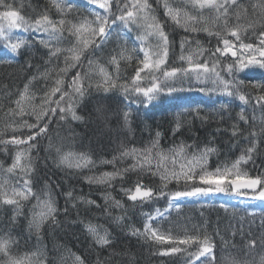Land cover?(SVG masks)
I'll return each instance as SVG.
<instances>
[{
  "label": "trees",
  "instance_id": "trees-1",
  "mask_svg": "<svg viewBox=\"0 0 264 264\" xmlns=\"http://www.w3.org/2000/svg\"><path fill=\"white\" fill-rule=\"evenodd\" d=\"M58 2L66 11H58L54 0H0V13L18 11L29 23L44 15L53 21H66L59 26L60 40H49L48 33L31 28L12 29L11 34L24 42L16 52L4 49L5 41L0 37V141H7L0 142V184L7 181L0 187V196L4 191L20 188L25 177L34 193L27 200L18 198L19 209L0 199V240L10 241L9 254L23 264H188L194 260L189 254L198 251L196 244L175 245L183 251L160 255V251L174 245L145 238L144 225L150 222L161 233L175 237L206 235L213 245V256L202 258L204 264H261L264 202L252 200L251 191L238 194L229 188V196H243L245 200L233 198L222 202L218 196H192L174 203V193L206 185L198 181H161L156 153L169 156L163 163L171 167L173 153L169 150L185 146V154L191 158L212 148L215 151L209 153L205 168L213 171L231 166L255 145L252 158L240 168L250 177L264 176V101L257 103V98L264 95V68L237 66L229 73L227 66L234 60L231 54L211 55L217 47L223 48V39L237 48L240 42L259 44V34L264 32V0H236L229 7L228 26H239L240 41L224 29V18L217 19L214 8H200L193 0H147L149 15L155 16L168 37L165 68H187L181 56L186 57L191 51L196 62L207 61L209 68L216 62L221 77L237 85L231 88L232 95L216 91L211 85L199 94L189 74L162 80L165 88L175 90L162 91L153 100L132 90L136 70L142 67L139 61L144 48L154 49V36L142 39L146 33L142 23L126 24L117 19L108 26L111 34L105 42L100 46L89 44L80 61L68 67L73 61L65 59L70 57L66 49L78 45L77 37L67 29L85 19L94 20L95 13H109L92 0ZM118 3L122 9L129 0H111L110 19L120 14ZM165 3L179 11V23L165 14ZM94 39L101 40L99 36ZM56 47L61 51L52 56ZM121 53L130 59L122 58ZM113 57L118 63L112 62ZM100 68L112 77L114 87H97L103 79ZM77 72L83 78V96L69 87ZM153 75L161 76L142 71L143 79L137 83L149 87ZM57 79L63 81L62 91L69 93L78 119H73L70 111L60 113L57 105L50 102L59 100L61 92L45 103L46 93L56 86ZM257 84L262 87H254ZM26 85L30 99L21 101L25 114L15 115ZM240 95L246 101H241ZM69 96L60 102L66 109ZM41 107L56 108V113L49 112L37 122L33 113ZM61 115L65 118L61 119ZM24 121L41 126L46 123L47 128L34 140L15 144L13 137L25 139L38 132V128H28ZM157 139L159 144L152 149L151 166L142 165L144 150ZM29 144L33 145L30 149ZM133 149L136 159L123 155ZM23 150H27V155L20 164L26 166L25 170L17 167L9 173L7 169L16 153ZM81 157L86 164L80 161ZM105 173L115 175L105 177ZM138 183L152 189L151 198H128V190L134 191ZM45 201H51L56 210L37 229L34 223L40 222L41 214L48 211ZM158 213L163 215L157 216ZM89 225L100 236H106L109 243H97ZM6 259L0 253V262Z\"/></svg>",
  "mask_w": 264,
  "mask_h": 264
},
{
  "label": "snow or ice",
  "instance_id": "snow-or-ice-1",
  "mask_svg": "<svg viewBox=\"0 0 264 264\" xmlns=\"http://www.w3.org/2000/svg\"><path fill=\"white\" fill-rule=\"evenodd\" d=\"M93 3L98 4L99 8L104 9L106 13L109 14H100L95 13L94 20H83L78 24H71V27L67 29V31L77 37V45L73 46L66 51L70 54L69 58L73 61V64L68 65V67H74L75 62L80 61L81 56L85 49L88 48L89 44H96V46H100L101 43L105 42L108 36L111 34V29L108 27L110 24H115L116 20L119 19L126 24H141L146 29L145 36L142 39H146L147 36H156L158 37L159 43L155 50H145L143 51V57L140 59L139 63L142 67L136 70V75L133 78V88L132 90L136 93H143L145 97L149 100L154 99L157 93L162 91L172 92L174 91V87H167L162 84L163 81L174 80L178 77L188 76L191 74L197 81H201L203 79H212V83L216 85H222L223 87L220 89L221 91L227 92L229 95H232L231 88L236 87L232 81L225 80L221 77L220 72L216 70V62H213V66L209 68L208 62L198 63L194 60V54L190 51L189 54L185 56H181L182 60H185L188 67H173V68H165L164 65L167 63V57L169 52V41L168 37L163 31L161 25L156 20L155 16L149 15L150 5L147 0H129V3H124L123 8L121 9L120 4H117V8L120 11L118 16L110 19V8H111V0H92ZM55 7L58 11L64 12L66 9L62 7V3L58 2V0H54ZM193 3L198 5L200 8L210 7L214 8L217 12V19L220 17L224 18L223 27L225 30L229 31L231 36L235 37L237 41H240V36L238 35L239 26L235 28H229L228 26V9L232 5L236 4V0H222V2H218V0H193ZM10 7V6H9ZM166 12L171 19L177 21L179 23V11L171 8L167 3L164 5ZM0 19L7 21V29L5 31V26L0 24V37H2L5 41V46L10 48L12 52L18 51L23 45L22 40L12 41V29H21L24 28L27 30L28 28L33 29L37 32L48 33L49 40H60L62 39V30L59 26L65 25L66 21L61 19L59 21L51 20L47 15L42 16L39 19H36L34 23H29L26 21L18 11L8 10L0 13ZM187 30V29H186ZM195 30V29H192ZM207 30V29H205ZM88 34L86 38L84 34ZM211 34V33H209ZM219 35V33H216ZM260 40L258 45H254L252 43H239V47L231 42L228 39H223V48L217 47L215 52H212L211 55L215 56L216 53H220L221 55H227L228 53L234 58L233 63L228 64L227 69L229 73H232L233 68H247L250 65H258L261 68H264V32L260 34ZM99 36L101 40L97 42L94 38ZM45 43V41H41ZM48 46V44H46ZM183 48V45H182ZM61 49L56 47L52 52V56H56ZM201 54L203 50H200ZM121 57L125 59H130V57L125 56L121 53ZM259 57L260 59H258ZM113 63H118L116 58H112ZM91 64V61H89ZM67 68L61 69V71H66ZM148 70L149 73H160V77H156L153 75V80L151 86L142 87L138 81H141L143 78L141 77V72ZM100 73L103 77L102 81L97 82V87L108 86L114 87L115 83L113 82L112 77L103 69L100 68ZM83 78L80 73L77 72L76 76L73 77L72 84L69 86L75 93L83 96L84 88L80 81ZM242 83V81L240 82ZM56 86L51 88V90L46 93L45 103L50 101V98L54 96L57 92H61L60 99L57 101H50L51 103H55L59 108L60 113H65L66 111H70L72 113L73 119H78L76 117L75 112L73 111V106L71 103V97L68 92L62 91L61 85L63 81L61 79H57L55 82ZM254 87L260 88L261 85H254ZM125 91H128V87L125 86ZM203 91V89H201ZM65 96H69V100L65 101L67 104V109L61 105V101L65 100ZM30 99L28 87L25 86L24 92L21 94V100L17 101V106L19 108V112L15 113V115L23 116L26 111V107L21 106V101ZM239 99L241 101H246V97L244 95H240ZM264 101V95H261L257 98V103ZM264 107V105H262ZM55 114L56 108H48L45 109L43 107L40 108L38 112H34L33 114L36 117L37 122L41 120L42 117L47 115L48 113ZM127 116V114H125ZM65 116L61 115V119H64ZM243 119V116L241 117ZM24 125L28 128L36 127L38 128V132L34 135H29L25 139H21L18 137H13L12 142L15 144H26L28 141L34 140L35 135H39L41 132H44L47 128V124L45 123L41 126L39 123L37 124H28L27 121H24ZM235 134V133H234ZM159 133H157V137ZM3 143H7V141H0ZM159 140H155L152 142L151 148L145 149L142 157V165L151 166L153 156L152 149H156L158 147ZM29 149L33 147V145L29 144ZM185 146H180L177 149L169 150L173 153L171 158V167L167 164H164V161L169 160V156L165 155L163 152H157L156 157H158L157 162V171L160 175L161 181H171L176 180L179 182L183 180L185 182H196L198 181L200 185H206L208 187H199L195 186L191 191H183L176 192L174 196H192L198 193H207V192H225L228 191L229 188L240 194L241 189H249L252 192L254 198H259L260 200H264V176H256L250 177L247 172H242L240 165L242 163H247L250 160L251 153L255 150V145L249 147L246 150V154H242L231 166L225 165L224 167H217L213 171H208L205 168L207 164L208 155L211 152H214L215 149L207 148L203 152L199 153V155H193L191 158L187 157L184 151ZM27 150L18 151L14 158L12 165L7 169L9 173L13 171V169L20 167L21 171L25 170L26 166H21L20 161L22 158H26ZM123 155H130L136 159V150L133 149L131 152H125ZM180 157L181 159L178 161L176 158ZM80 161L82 163H87L86 159L81 157ZM81 166V163H77V167ZM178 166V169H177ZM136 167V165H133ZM163 169L162 171L160 169ZM197 169H200L197 172ZM115 173H105V177H112ZM227 182L226 184L224 182ZM99 182V181H98ZM7 181H4L3 184H6ZM30 180L28 178L23 179L22 186L20 188H12L10 191H4L0 199H2L5 204L16 205L17 209H19V199L27 200L30 196L34 195L30 186ZM3 184H0V187H3ZM214 186V187H213ZM259 187V191L257 192V188ZM247 194V193H244ZM69 195H71L69 193ZM153 195L152 189L144 188L141 184H137L134 191L128 190V198L132 201H136L137 199H148ZM45 206L47 207V213L41 214L40 222H35L34 226L39 229L40 223L46 216L52 215L55 212L54 204L51 201H45ZM154 219V217H149V220ZM89 231L97 236V243L104 245L109 243L106 236H100L94 227L89 225ZM143 235L145 238H154L155 241L161 243H168L174 245L171 248L160 251V255H168L170 253H175L179 251H183V249L175 246V245H187L191 246L196 244L198 247V251L195 253H190V256L194 257L192 262H188V264H194L195 260H199L200 257H205L206 255L212 254L213 245L210 239L204 235H187L185 234L183 237H175L173 235L161 233L156 227H154L150 222L144 225ZM10 241L0 240V253H3L7 259L0 264H23V261L19 259H14L8 251ZM251 245L255 244V241H250ZM79 260V257H76ZM83 264V262H81ZM200 264H204V261H201ZM261 264H264V259H262Z\"/></svg>",
  "mask_w": 264,
  "mask_h": 264
},
{
  "label": "rangeland",
  "instance_id": "rangeland-1",
  "mask_svg": "<svg viewBox=\"0 0 264 264\" xmlns=\"http://www.w3.org/2000/svg\"><path fill=\"white\" fill-rule=\"evenodd\" d=\"M0 24H3L5 26V31L7 32L8 31V29H7V21H5L3 19H0ZM16 30L19 31L21 29H16ZM154 37L155 38H154L153 43H152V46L154 47V49L153 48H146L145 47L144 48L145 50H155L156 49L157 44L159 43V40H158V37H156V36H154ZM1 39L4 40L2 37H1ZM16 40H19V39L16 38L15 35L12 34V41L11 42H15ZM3 48L4 49H10V48L6 47L5 45H4ZM193 78H194V76H193ZM194 83H196V87H198V89L196 91H199V92H197L199 94L202 93L203 91H205L206 89H208L209 85H211L213 87V89L216 90V91H219L223 87L222 85L213 84L211 78H209V79H203L201 81H197L194 78ZM201 89H203V91ZM158 95H159V93H157L155 95V98ZM151 100H153V99H151ZM224 183L226 184L227 182L225 181ZM206 187H208V186H206ZM192 196H195V197L196 196H209V197L210 196H218V197H220V199L222 201H225V200L229 201V200L233 199V197L229 196L226 191L225 192H215V191H213V192H207V193H198V194H195V195H192ZM192 196H173V202L174 203H177L180 200H182L183 198L192 197ZM239 198H244V197L243 196H239ZM252 200H259L261 202H264V200H260L259 198H253ZM162 215H163V213H158L157 214V216H162ZM212 256H213V248H212V254L211 255H206L205 258L212 257ZM202 258H204V257H200L199 260H195L194 264H200V261H201Z\"/></svg>",
  "mask_w": 264,
  "mask_h": 264
},
{
  "label": "water",
  "instance_id": "water-1",
  "mask_svg": "<svg viewBox=\"0 0 264 264\" xmlns=\"http://www.w3.org/2000/svg\"><path fill=\"white\" fill-rule=\"evenodd\" d=\"M240 191H251V190H249V189H241Z\"/></svg>",
  "mask_w": 264,
  "mask_h": 264
}]
</instances>
